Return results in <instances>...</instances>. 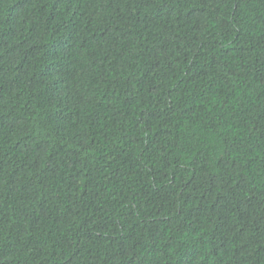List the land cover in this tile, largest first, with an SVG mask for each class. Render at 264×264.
<instances>
[{"label": "trees", "instance_id": "trees-1", "mask_svg": "<svg viewBox=\"0 0 264 264\" xmlns=\"http://www.w3.org/2000/svg\"><path fill=\"white\" fill-rule=\"evenodd\" d=\"M0 264H264V0H0Z\"/></svg>", "mask_w": 264, "mask_h": 264}]
</instances>
